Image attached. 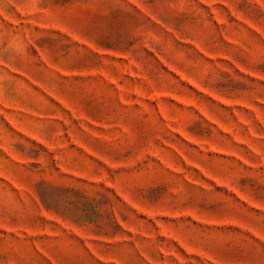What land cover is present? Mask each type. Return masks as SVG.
<instances>
[{
	"label": "rangeland",
	"instance_id": "374dc122",
	"mask_svg": "<svg viewBox=\"0 0 264 264\" xmlns=\"http://www.w3.org/2000/svg\"><path fill=\"white\" fill-rule=\"evenodd\" d=\"M0 264H264V0H0Z\"/></svg>",
	"mask_w": 264,
	"mask_h": 264
}]
</instances>
